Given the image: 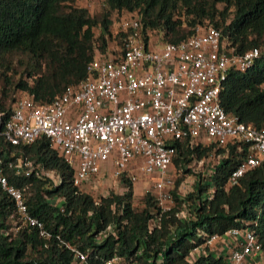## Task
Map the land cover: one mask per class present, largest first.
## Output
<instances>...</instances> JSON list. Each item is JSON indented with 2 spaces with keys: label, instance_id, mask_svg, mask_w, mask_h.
I'll list each match as a JSON object with an SVG mask.
<instances>
[{
  "label": "trees",
  "instance_id": "obj_1",
  "mask_svg": "<svg viewBox=\"0 0 264 264\" xmlns=\"http://www.w3.org/2000/svg\"><path fill=\"white\" fill-rule=\"evenodd\" d=\"M102 1V10L90 15L75 0H0L2 121L20 94L38 104L48 103L82 80L94 54L107 51L110 14L125 11L139 17L144 44L150 31L159 33L160 44L177 43L195 27L209 24L220 31L231 53L260 48L244 71H227L218 103L244 125L264 132V0ZM123 36L118 31L117 47ZM172 144L175 172L193 179L182 196L176 192L180 178L174 181L173 206L159 214L149 192L133 203V185L125 173L117 177L119 192H83L72 183L73 169L44 135L16 145L0 135V170L19 188L28 214L48 233L40 236L34 227L21 224L12 198L0 188V264H74L73 252L65 245L83 252L86 264H103L113 257L118 258L116 264H220L221 256L208 251L191 257V250L209 235L235 227L252 230L264 252V161L225 189L245 145L237 148L227 141L216 147L189 139ZM212 151L222 156L219 161L210 169L199 164ZM26 157L54 171L58 182L41 176L37 168L24 176L9 167ZM10 218L18 229L3 235Z\"/></svg>",
  "mask_w": 264,
  "mask_h": 264
},
{
  "label": "built area",
  "instance_id": "obj_2",
  "mask_svg": "<svg viewBox=\"0 0 264 264\" xmlns=\"http://www.w3.org/2000/svg\"><path fill=\"white\" fill-rule=\"evenodd\" d=\"M139 26L137 15L122 18L121 46L112 52H96L86 65L85 77L52 101L38 104L20 94L3 121L5 112L0 109V135L11 145L30 143L44 135L73 169L72 183L90 194L97 190L93 182L102 169L113 180L125 173L132 184L137 174L149 176L151 189L146 192L153 196L160 214L173 206V141L213 142L216 147L227 141L237 148L245 145L244 155L226 178L225 189L264 161V132L244 125L218 103L227 71H244L261 49L231 53L220 31L209 24L195 27L192 35L177 43L144 44ZM220 157L212 151L199 164L210 169ZM9 167L24 176L37 168L41 176L58 182L54 171L35 165L32 157L17 158ZM192 179L188 177L189 185ZM180 187L176 192L182 196L186 190ZM0 188L12 198L21 224L48 236L42 223L28 214L19 188L8 183L1 170ZM9 223L3 235L17 231L19 224L12 218ZM219 238L229 241L223 253L213 251ZM65 246L73 252L74 264H86L83 252ZM208 251L221 256L220 264H255L264 254L253 231L237 227L222 235H209L190 256ZM117 262L113 257L103 264Z\"/></svg>",
  "mask_w": 264,
  "mask_h": 264
},
{
  "label": "rangeland",
  "instance_id": "obj_3",
  "mask_svg": "<svg viewBox=\"0 0 264 264\" xmlns=\"http://www.w3.org/2000/svg\"><path fill=\"white\" fill-rule=\"evenodd\" d=\"M75 5L86 8L90 15H94L98 13L100 10H102L103 1L102 0H75ZM133 15L134 13H129L125 11H122L118 14H116L115 12H112L110 14L111 24L109 26L110 36L107 37V46H106L107 51L112 52L113 50L117 48L116 36H117L118 31H120V28H119L120 20L122 18L123 19L131 18ZM94 35H97V29H94ZM148 42L152 45L160 44L162 41L160 40L159 33L150 31L148 33ZM195 169H199V168L195 167ZM190 176H193V175L183 174L182 172L177 171V173L175 174V180L177 178H180L179 190L181 189L180 187L181 185L183 189L185 188V190H187V187L190 186L189 181H188V177ZM100 179L101 180H98L97 184H99L100 187L102 186L104 190L111 189L113 192L121 191V188L119 187L120 184L117 182V179L113 180L109 176L106 177L104 175L101 176ZM150 183H151V180L149 176L137 174L135 182L132 184L133 194H134V198H133L134 204H137L139 202V198L141 194H143L146 191H150L151 189ZM94 191L96 192V188ZM93 194L96 195L94 192Z\"/></svg>",
  "mask_w": 264,
  "mask_h": 264
},
{
  "label": "crops",
  "instance_id": "obj_4",
  "mask_svg": "<svg viewBox=\"0 0 264 264\" xmlns=\"http://www.w3.org/2000/svg\"><path fill=\"white\" fill-rule=\"evenodd\" d=\"M103 169H102V171L100 172V174L96 177L97 179H95L94 180V187H97V190H96V192L95 191H93L96 195L97 194H105L106 193V191L107 190H104V188L101 186H99V184H97L98 183V180H101L100 178H101V176H103ZM105 176V175H104ZM107 185H108V183H107ZM107 185H106V187H107ZM86 187H87V185H85ZM90 187V186H89ZM120 187V186H119ZM121 188V187H120ZM93 194V193H92ZM94 195V194H93ZM228 245H229V241L227 240V239H225V238H219L218 240H216L215 242H214V247H213V251L216 253H223L225 250H226V248L228 247ZM257 260H255V264H264V254L263 255H259L258 256V258H256Z\"/></svg>",
  "mask_w": 264,
  "mask_h": 264
}]
</instances>
